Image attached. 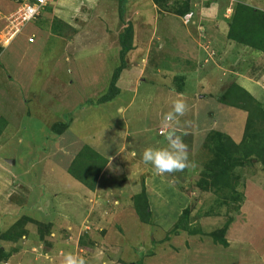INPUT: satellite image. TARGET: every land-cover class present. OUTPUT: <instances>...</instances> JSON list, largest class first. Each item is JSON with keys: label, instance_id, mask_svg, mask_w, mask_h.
Masks as SVG:
<instances>
[{"label": "rangeland", "instance_id": "1", "mask_svg": "<svg viewBox=\"0 0 264 264\" xmlns=\"http://www.w3.org/2000/svg\"><path fill=\"white\" fill-rule=\"evenodd\" d=\"M22 1L0 0V31ZM55 1L5 47L0 44V264H60L68 252L88 264H264L263 165L252 158L239 166L228 158L234 190L208 184L202 190L197 184L221 160L216 131L238 144L244 139L247 111L229 105L231 114L220 113L217 98L231 83L246 86L250 80L260 85L247 88L257 91L254 99L264 106V53L228 37L216 48L200 41L204 53L189 65L201 84L182 89L184 64L168 54L159 29L150 48L135 43L134 55H125L119 94L89 104L107 92L119 64L120 50L112 48L120 45L104 32L113 29L105 21L119 17L118 0H97L105 13L98 9L86 16L90 0H60L61 8ZM157 1L161 16H192L188 0ZM226 1L234 0H220L222 10ZM243 1L264 10V0ZM175 24V38L186 44L179 19ZM223 31L217 26L222 37ZM31 34L33 43L27 41ZM180 95L188 104L179 127L188 133L190 166L155 174L158 182L151 186L143 175L142 152L167 146L157 130ZM228 127L230 133L222 131ZM84 145L107 160L93 190L67 173ZM140 193L148 205L146 222L134 208ZM182 217L186 228L176 226ZM20 231L16 239L3 237ZM217 235L226 246L214 241ZM109 256L111 262L100 260Z\"/></svg>", "mask_w": 264, "mask_h": 264}, {"label": "trees", "instance_id": "2", "mask_svg": "<svg viewBox=\"0 0 264 264\" xmlns=\"http://www.w3.org/2000/svg\"><path fill=\"white\" fill-rule=\"evenodd\" d=\"M123 1L124 0H118L119 19L123 23V28L118 35V44L120 45L119 64L113 70L107 92L94 102L89 101V104L99 105L111 101L120 92V88L117 86V80L126 65L125 55L132 48L133 34L132 24L124 20L122 9ZM153 1L154 3L158 2L157 0ZM227 24V37L230 40L257 52L264 53V10L242 2H235L233 5V12L227 20ZM34 41L35 39L33 36V40L28 42L33 43ZM217 99L226 105H231L247 111L244 139L238 144L233 141L230 136L216 131V134H213V136L217 142L219 151H221V160H218V163L214 164L215 169H211L208 175H205V178L200 177L197 184L202 190H207L206 188L208 185H213L216 188L223 186L234 190L237 186V182L234 181L235 179L231 172V166H228V158L236 160L237 162L233 163L239 166L242 165L243 161L246 159L256 158L264 167V106L236 83H231L224 94ZM106 161L107 160L100 153L89 145H84L70 162L67 173L88 189L93 190ZM134 198H136L134 201L135 212L142 222H146L147 216L149 215H147V201L143 198L142 193L135 195ZM236 209H239V205ZM185 210L187 213L188 209ZM182 219L183 217L181 220ZM181 220L176 226H179L181 223L180 227L186 228L187 221ZM231 221V217L227 218L224 226L221 228L222 232H220V234L224 233ZM190 232L193 234V231ZM22 234L23 231H20L13 235L5 234L3 237L7 239H16ZM210 235H214V233H210ZM214 241L224 246L227 245V241L222 235H217ZM78 243L80 246H84L85 244L82 238L79 239Z\"/></svg>", "mask_w": 264, "mask_h": 264}, {"label": "crops", "instance_id": "3", "mask_svg": "<svg viewBox=\"0 0 264 264\" xmlns=\"http://www.w3.org/2000/svg\"><path fill=\"white\" fill-rule=\"evenodd\" d=\"M61 2L63 1L56 0L53 4L56 8H61L60 6L62 5ZM235 2H242V3L245 2L246 3V1H243V0L229 1V3H227L226 1V3L223 4L225 8L222 10L220 8L221 6L220 0H188V6H189L188 8H189V11L192 13V16L187 22L182 17V15H179V17H177L175 14L162 13V16H161L157 10V5L154 3L153 0H126V1L124 0L123 5L125 4V7H123L122 5L124 20L129 21L132 24V28H133L132 48L126 53V55L127 57H131L134 55V53L137 50L135 49V46L137 43H139L141 47L145 46L146 49L150 48L152 41L156 40L154 32H157V30L160 29L159 33L162 34V36H164L163 38H165L163 40L164 42L163 45H164V48L168 50V54L173 57L180 56V61H182V64H184L183 67L180 66V69L182 68L183 69L182 71H180L181 82L179 86H182V89H185L186 85H189L190 88L193 86L194 88H197V86L201 84V80L199 79L200 76L199 74L196 73V71L190 70L191 61L194 59L200 60L202 54L204 53V50L202 49V47L201 49L199 47L201 44L200 41L205 42L207 39L209 43L212 44V46L215 48L217 46L216 44H219L218 41L221 42L220 45L225 44V42L223 43L222 41L227 40V35H226L228 32L227 20L229 19V17L231 16L233 12V5ZM116 4L117 5H115L114 2L111 1V5L109 4L110 6L109 8L114 9L113 5H115L116 8L119 10L117 1H116ZM50 5L46 7V10H48ZM100 5L102 6L101 8L97 0H90V4L88 5L89 10L84 12V16H86L90 11L91 12L96 11V10L98 11V9L99 10L101 9L100 13L104 14L107 8L104 6V4H100ZM114 12H116V10ZM40 15L42 17V14ZM116 17L114 18L111 17L110 21L109 20L105 21L106 25L108 27H112L113 29L109 30L107 28L105 29L104 32L108 35H112V40L114 38V41H117L116 44L118 46L119 45L118 35H119V32H121L123 28V23L119 19V17H117V19ZM138 18H140L142 21H139ZM175 19H179L180 21L182 35L186 37V44L179 43L178 40L175 38L178 34V28H177V25L175 24ZM215 25L221 27L224 30L223 32L226 33L224 37H222V35L216 32L217 26L214 28ZM169 26H172V27L174 26L173 33H172V27L169 28ZM140 32H143V33L139 35ZM31 35L35 36L34 34H31ZM239 46H243V45H239ZM217 47H220V46H217ZM112 49H114L115 51L118 49L120 50V48H117V47L116 48L113 47ZM104 50L106 52H109L111 48L107 46ZM181 56H182V59H181ZM186 66L188 67L185 68ZM138 67L140 68L142 66H140L139 64L135 66L134 68L137 69ZM180 69H178L177 71H179ZM142 72H143V68L142 70H140V73ZM170 72H173V70L170 69ZM236 83L242 88L244 87V89L247 92H249L256 100H258V97H256L255 95L257 91H255L254 89L249 90L250 88H247V87L259 88L258 86L260 85L250 80H248V82L245 81V83L247 84L246 86H244L243 83L241 84L237 81ZM184 93L185 92H183V94ZM228 106L229 105H226L225 103L217 102V108L219 109L220 113H225L227 115L231 114L232 111L228 110L230 109V107ZM231 126H234V125L231 124L229 127L231 128ZM229 127L227 129H223L222 131L230 133ZM149 168L150 167L148 164H143L142 171L145 173L143 175H145L146 178H149L148 183L151 186L152 184L157 185V182H158L157 177L155 176V173L153 174L154 171H149ZM111 258L112 256H109L107 259H104V257L103 258L101 257L100 260H104L103 262L106 263L107 261L111 262L112 261Z\"/></svg>", "mask_w": 264, "mask_h": 264}, {"label": "clouds", "instance_id": "4", "mask_svg": "<svg viewBox=\"0 0 264 264\" xmlns=\"http://www.w3.org/2000/svg\"><path fill=\"white\" fill-rule=\"evenodd\" d=\"M184 19L188 22L190 16ZM187 111L188 104L182 95L174 99L171 109L162 116L161 127L158 128V130L162 129L161 133L159 134L157 130L158 135L165 138L167 146L146 147L142 152L143 163L150 164L156 175L182 172L190 166L188 146L184 140L188 133L181 131L179 127V118L183 117ZM192 166L195 165L192 164ZM60 264H88V261L81 255L68 252L64 254Z\"/></svg>", "mask_w": 264, "mask_h": 264}, {"label": "built area", "instance_id": "5", "mask_svg": "<svg viewBox=\"0 0 264 264\" xmlns=\"http://www.w3.org/2000/svg\"><path fill=\"white\" fill-rule=\"evenodd\" d=\"M52 0H23L7 19V24L0 31V44L5 47V41L12 39L15 35L20 34L24 26L37 18L43 8H45ZM188 17V16H187ZM186 17V18H187ZM27 40L31 42L33 35ZM162 129L158 130L161 133Z\"/></svg>", "mask_w": 264, "mask_h": 264}]
</instances>
